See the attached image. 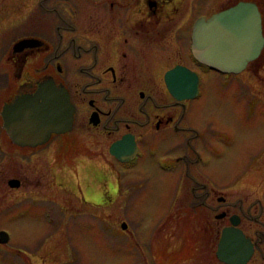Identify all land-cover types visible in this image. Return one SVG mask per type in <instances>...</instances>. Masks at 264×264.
Returning <instances> with one entry per match:
<instances>
[{
    "label": "flooded vegetation",
    "instance_id": "1",
    "mask_svg": "<svg viewBox=\"0 0 264 264\" xmlns=\"http://www.w3.org/2000/svg\"><path fill=\"white\" fill-rule=\"evenodd\" d=\"M198 2L207 8L206 12H197ZM239 2L255 3L261 15L264 35V0H221L214 6L204 0H37L30 6L22 3L14 8L9 6V11L15 9L17 12L9 27L17 25V41H27L25 49L13 53L12 46L6 55L12 66L14 83L1 82L0 167L2 163L13 172L3 177L8 178V187L9 180L19 182L18 187L9 189L24 186V178H35L39 183L45 179L53 186L60 178L55 164L60 160L67 161L65 158H70L71 151L77 148L94 150L96 154L106 150L107 155L126 170L141 156V150L153 152L156 145L168 149L183 148L180 155L173 159L172 174L179 172L176 178L179 179L180 189L186 181L191 184L185 198L191 199L188 209L193 213L194 231L204 233L207 242H213L210 231L216 224L211 222V216L216 220H226L219 229L216 250L223 230L237 229L243 234L244 241L248 240L252 245V258L264 245V142L261 139L254 148L259 152L255 162L263 156L258 165L247 163L241 178L215 182L211 175L213 165L208 173L206 170L203 173L201 168L210 166V158L222 159V150L229 149L236 137L231 140L226 134L213 131L214 118L202 109L203 101L199 104L197 101L202 97L200 89L205 81L204 75L215 74L228 79L224 81L228 86L235 82L238 83L237 88L245 86L241 93H245L249 103L255 105L254 110L260 111L257 124L264 122V94H258L251 88L255 85L249 83L259 81L258 77L247 80L244 77L249 67L255 65V70H259L261 64L255 61L260 59L264 46L258 58L237 74L209 69L198 63L192 54L195 22ZM1 6L7 12L0 0V24ZM6 28L4 26L1 33ZM32 39L40 40L41 45L31 42ZM166 57L167 61L175 60L176 63L161 76L160 72L156 75L154 68L164 65ZM178 67L188 74L178 71ZM172 70L177 72L174 86H187L184 92L179 89L175 95L169 91L166 82V75ZM200 70L204 71L203 76ZM182 75L186 77L184 80ZM194 75L198 79L197 92L189 95ZM49 83L55 85L54 89L65 90L69 96L74 108L71 130L51 133L46 140L33 145L15 142L16 135L11 136L5 127L6 109L20 100L34 98ZM215 121L218 124V120ZM196 124L203 126L205 131ZM17 130L12 129L13 132ZM72 132L77 133V139L70 137ZM39 138L41 134L36 137ZM56 138L60 139V144L53 143ZM123 138L131 140L129 146L135 149L134 156L124 157L126 162L119 161L109 151L111 145ZM241 138L245 136L242 134ZM51 158L52 167L49 163ZM86 164L82 170L86 173H83V178L99 180L109 178L111 173L115 178L119 177V173H114L109 166L105 172L96 169L90 162ZM261 164V167H256ZM20 165L26 166L32 173L23 174ZM243 173H246L245 176ZM65 184L67 186L63 183L61 188L67 193H74L71 185ZM247 186L251 188L246 189ZM228 188V191L222 190ZM90 189L97 195L89 180L83 181V188L77 191L83 203H87L84 194H89ZM229 191H235L234 197L228 195L231 200H227ZM181 193L184 194L183 191ZM94 206L98 207L97 204ZM234 221L238 223L235 225ZM10 243L11 239L1 244L0 234V258L1 248L8 247L6 249L14 255L17 264H34L32 255L27 251L30 247L10 246ZM214 256L221 262L216 251Z\"/></svg>",
    "mask_w": 264,
    "mask_h": 264
},
{
    "label": "rangeland",
    "instance_id": "2",
    "mask_svg": "<svg viewBox=\"0 0 264 264\" xmlns=\"http://www.w3.org/2000/svg\"><path fill=\"white\" fill-rule=\"evenodd\" d=\"M34 1L37 0H1L7 12L1 6L0 103L1 82L14 83L12 66L6 55L19 40L16 37L17 25L9 27L17 12L8 8L20 3L30 6ZM204 1L214 6L221 0ZM196 10L206 12L207 8L198 2ZM4 26L8 28L1 33ZM167 60L168 57L164 65L154 68L156 75L160 72L161 76L176 63L175 60ZM255 62L261 64L259 70H255V65L249 67L244 77L247 80L257 76L259 81L249 83L255 85L251 88L258 94H264V50ZM200 72L203 76L204 71ZM213 75H204L205 81L200 89L202 97L197 104L203 101L202 109L214 118L213 131L224 133L231 140L236 137L232 146L224 149L225 154L222 150V159L210 158V166L201 168L203 173L205 170L208 173L213 165L212 179L218 183L226 182L228 178H241L247 163L259 164L263 156L255 162L259 152L254 148L261 139L264 142V122L257 124L260 111L254 110L255 105L249 103L245 93H241L245 86L237 88V82L228 86L224 82L228 79ZM236 89L237 93H234ZM237 98L241 101L236 102ZM200 128L205 131L203 126ZM242 134L245 138H241ZM70 137L77 139V133L72 132ZM181 137L184 141L185 136L182 134ZM54 141L60 144L59 138ZM155 148L153 152L141 150V156L129 170L112 160L106 150L96 154L94 150L77 148L71 151L70 158H65L67 161L60 160L54 166L53 159L49 160L50 167L54 166L60 177L53 186L45 179L39 183L35 178H24L25 185L16 190L9 189L6 184L8 178H3L13 172L1 163V231L9 234V245L30 247L27 251L32 255L34 264H222L214 255L219 229L226 220H216L211 216V222L216 224L210 231L213 242H207L204 233L194 231L193 213L188 209L191 199L185 198L191 184L186 181L180 189L179 179L176 178L179 172L172 174L173 159L180 155L183 148L168 149L158 145ZM88 162L105 172L109 166L113 172L119 173V177L115 178L111 173L112 177L99 180L83 178L85 172L82 170ZM20 168L25 175L32 173L26 166L20 165ZM88 180L98 193L95 195L90 189L89 194H84L87 203H83L77 191L83 188V181ZM63 183L64 186L69 183L74 193H67L61 188ZM222 190L228 191L229 188ZM226 195L227 200H231L228 195L234 197L235 191ZM122 223L127 224L126 230L121 228ZM6 248H1L0 264H17L14 255ZM262 256L264 245L248 264H264Z\"/></svg>",
    "mask_w": 264,
    "mask_h": 264
},
{
    "label": "water",
    "instance_id": "3",
    "mask_svg": "<svg viewBox=\"0 0 264 264\" xmlns=\"http://www.w3.org/2000/svg\"><path fill=\"white\" fill-rule=\"evenodd\" d=\"M31 42H38L41 45L38 39H32ZM26 44V40L17 41L12 52L18 53L25 49ZM263 46L262 19L257 6L252 2H239L214 13L209 18H199L193 27V56L198 62L221 72L240 73L249 62L258 58ZM179 70L188 74L186 70L178 67ZM175 71L172 70L166 75L168 89L174 95L179 89L184 92L187 88L186 85L174 86V75L177 73ZM185 78L182 75V79ZM197 80L194 75L189 95L197 92ZM54 88L53 83L45 84L34 98L20 100L13 107L6 109L5 127L11 136L16 135L15 142L33 145L46 140L51 133L60 134L71 130L74 108L67 92ZM14 128L18 130L13 132ZM40 134L41 138L36 139ZM129 142L131 140L126 138L115 142L109 149L111 155L121 162H126L127 159L124 157L131 154L134 156L135 152V149L129 146ZM8 185L16 188L19 182L12 179L8 181ZM233 223L236 225L238 222ZM121 228L126 229V224L123 223ZM0 234L1 244L7 242L8 234L4 231ZM252 254V245L248 240L244 241V236L239 230L231 228L223 230L216 251V256L221 262L247 264Z\"/></svg>",
    "mask_w": 264,
    "mask_h": 264
}]
</instances>
